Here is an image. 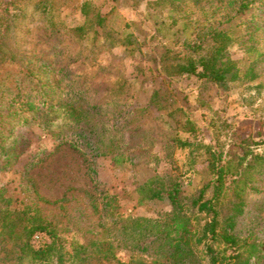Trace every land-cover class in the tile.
<instances>
[{
    "label": "rangeland",
    "instance_id": "obj_1",
    "mask_svg": "<svg viewBox=\"0 0 264 264\" xmlns=\"http://www.w3.org/2000/svg\"><path fill=\"white\" fill-rule=\"evenodd\" d=\"M41 1L2 0L10 13L22 15L17 18L22 23L18 35L22 50L28 54L45 46L46 21L74 29L84 24L83 12L105 20L98 38L94 32L90 34L96 37L94 44L77 42L67 31L56 43L70 56L61 78L67 81L71 72L81 74L77 85L88 90L85 108L94 105L98 109L91 120L78 125L63 111L49 116L56 122L54 127L32 123L33 112L24 114L29 119L26 124L5 118L4 132L0 124L1 140H7L6 150L0 153V209L34 215L31 203L36 202V191L51 203L68 200L65 209L45 206L40 213L57 225V246L72 252L77 246L108 241L101 227L103 207L94 209L108 190L107 194L116 198L111 206L123 220L156 219L172 209L167 201L141 202L137 188L155 175L179 178L185 202H189L212 179L205 155L206 149L212 148L222 155L231 174L243 175L241 179L228 176L230 199L236 187L244 185L245 177L249 178L250 188L243 194L246 214L239 226L255 223L261 247L253 264H264V220L256 219L264 210V0H53L48 14L37 8ZM246 5L248 9L240 11ZM210 27L222 29L236 40L223 59L238 73L227 89L195 76L169 78L161 72L160 58L166 49L188 56L186 46L193 45L198 33ZM131 35L138 44L122 45ZM211 45L212 41L205 46ZM53 52L47 54L50 61H54ZM26 67L12 60L0 63V75L9 73L11 80L5 83L15 93ZM43 77L55 83L52 74ZM68 89L67 84L63 86V100L68 98ZM43 98L54 101L53 91ZM3 99L5 103L11 100ZM78 128L85 135L91 130L93 137L99 134L108 146L113 142L110 151L114 153L92 156L86 140L78 143L83 151L70 144L58 148L59 136L72 140ZM125 145L128 150H124ZM1 218L0 212V264H34L20 259V253H12L15 241H21L16 235L8 236ZM29 243L38 250L52 244L53 239L37 233ZM134 253L120 249L115 259L92 264H151L147 255ZM44 264L57 263L51 260Z\"/></svg>",
    "mask_w": 264,
    "mask_h": 264
},
{
    "label": "trees",
    "instance_id": "obj_2",
    "mask_svg": "<svg viewBox=\"0 0 264 264\" xmlns=\"http://www.w3.org/2000/svg\"><path fill=\"white\" fill-rule=\"evenodd\" d=\"M183 1L160 0L162 3ZM52 2L53 0H42L37 8L44 14H48ZM245 9H248L247 5L242 6L240 11ZM83 15L86 17L84 24L74 29H67L65 24L59 25L46 21L42 38L45 46H41L39 51H33V54H28L22 50V42L19 41L18 35L19 25L22 23L17 18L22 15L10 13L9 7L0 0V63L12 60L28 68L26 74L19 75L20 78L16 82L17 93L5 83L6 80H11L9 73L0 75L2 132L5 130L4 120L7 117L18 119L22 124L29 123V119L24 116L28 112L34 113L32 123L48 124L49 127H54L56 124L50 120L49 116L59 111H63L64 115L77 125L92 119L91 116L98 108L94 105L88 110L85 108L86 105L83 102L88 90L77 85V78H80L81 74L71 72L69 75L72 77L67 78V81L64 80L66 77L61 78L70 56L56 46L61 36L66 34L64 31H67L77 42L90 41L94 44L93 39L96 37L90 36L91 32H94L98 38L106 22L101 16L94 18L84 12ZM210 41H212L211 47L206 48L205 45ZM235 41L234 37L224 30L210 27L198 33L193 45L186 46L190 55L182 56L172 49H166L160 58L161 72L169 78L195 76L199 80L213 83L225 90L228 88V82L237 79L238 76V73L231 68L232 64L229 65L230 62H223L228 48ZM137 44L138 40L133 35L122 43L124 46ZM50 50L54 51L52 55L54 61H50V55H47ZM46 73L53 75L55 83L52 84L49 77H43ZM255 77L256 75L253 76ZM65 82L69 89L68 98L63 100L61 92L66 85ZM50 91H53L54 101L43 98L44 94ZM3 98H11V100L5 103ZM1 135L0 153L2 154L6 150L7 140H1ZM93 135L92 130L85 135L78 128L71 136L72 140L65 135L59 136L58 148L70 144L74 149L83 151L78 143L86 140L87 143L84 142V145L86 143L92 156H107L114 153L113 150L110 151L114 146L111 140L112 144L108 146L106 139H101L96 133L94 137ZM88 137L95 139L87 140ZM18 139V137L15 138L16 143ZM127 148L128 146L125 145L124 150H128ZM205 155L208 172L212 179H209L206 186L189 202H185L187 198L179 178L170 174L155 175L137 188L141 202H169L172 209L156 219H120L110 203L115 202L116 198L107 194L108 190L106 196L94 207L95 210H98L100 205L103 207L101 227L108 241H95L77 246L72 249V252H68L62 245L57 246L60 244L57 241L59 240L57 225L40 213L45 206L60 205V208L65 209V203L68 200L61 199L51 203L36 191V202L31 203L35 206L34 215L25 210L13 211L8 207L0 209L2 226L9 230L8 236L11 238L16 235L15 238L21 241V243L15 241L16 250H12V253H20V259H29V262L34 264L49 263L51 260L56 261L57 264H92L93 261L101 263L104 260L115 259L116 251L120 249H128L130 252H135L134 255H147L152 261L151 264H253L261 247L255 233V223L245 227L239 226L240 219L246 214L243 194L250 188L249 178L245 177L241 188L236 187L233 199L236 198L237 201L234 200V202L227 194V178L232 175L241 179L243 175L231 174L230 166L224 164L222 155L212 148H207ZM130 161H133V158ZM90 172L92 175L95 170L90 169ZM92 182L97 186L98 191L99 185L94 176H92ZM209 189L210 194L207 193ZM256 216H258V218L255 217L256 219L263 221L264 210L258 212ZM37 233L50 235L53 243L46 248L35 250L29 240ZM23 240L26 241L22 243Z\"/></svg>",
    "mask_w": 264,
    "mask_h": 264
}]
</instances>
